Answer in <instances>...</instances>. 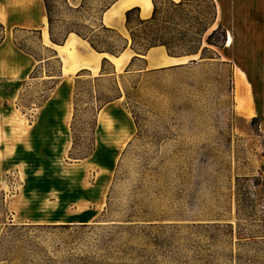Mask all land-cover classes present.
I'll return each instance as SVG.
<instances>
[{"label": "rangeland", "instance_id": "374dc122", "mask_svg": "<svg viewBox=\"0 0 264 264\" xmlns=\"http://www.w3.org/2000/svg\"><path fill=\"white\" fill-rule=\"evenodd\" d=\"M111 1L87 0L79 13L49 0L56 36L87 32ZM171 1L182 0L159 3ZM214 1L216 45L204 40L205 57L178 64H157L164 46L131 63L129 31L108 26L129 40L118 68L110 60L101 74V57L99 74L61 78L64 60L40 35L16 32L17 46L44 61L0 85V264H264V112L237 63L264 78V0ZM200 3L188 0L184 17ZM95 34L124 46L113 32ZM69 54L98 64L86 43Z\"/></svg>", "mask_w": 264, "mask_h": 264}, {"label": "crops", "instance_id": "0c3cea01", "mask_svg": "<svg viewBox=\"0 0 264 264\" xmlns=\"http://www.w3.org/2000/svg\"><path fill=\"white\" fill-rule=\"evenodd\" d=\"M82 2L83 0H68L69 5L75 8L79 7ZM216 3L219 11V18L214 28H216V25L220 23L222 19L221 3L219 1H216ZM134 7H140V18L148 19L153 14L154 3L153 0H116L103 14L104 24L128 32L126 27V12ZM0 25L4 28V39L0 44V85H3L4 83H16L15 85H17L19 81H23L31 75L35 68L44 61L42 58H38L34 54L26 52L17 46L15 35L16 32L21 30L36 31L40 35L39 39L42 47L50 48V50L53 49L57 52V57H59L62 62L64 60L65 64L62 65L61 78L65 77L66 72H68V74H75L82 68H91V71H93L95 75L99 74L101 57L110 58L116 68H118L117 61L121 60L125 55V53H122L120 56H110L108 53L97 52L91 47L87 40L81 38L75 33H70L63 45L52 42L49 32V18L44 0H0ZM231 33L234 38L233 31L228 29L226 38L227 47H231L234 44V39L231 45L227 44ZM80 43H86L92 50V53L99 56L98 64L95 67H92L91 65L93 60L91 55H87L80 60L75 58L74 55L69 54V49L78 48V44ZM151 50L146 56H143L146 60L149 57ZM63 54H66L63 56L64 58L61 57ZM163 57H166V59L157 64H178L182 63L183 61L181 60L184 58L172 57L166 52H164ZM130 59L131 57L127 60ZM237 63H240L246 69L249 79L252 82L256 101V112L258 104L260 105L261 113L264 112V78L262 74L256 69L251 70L250 68L252 67L249 65H244L241 62ZM70 70H75V72H70ZM86 70L90 71V69ZM60 83H62V80H60ZM58 89L59 85L55 90ZM11 94L15 95L16 92L12 91Z\"/></svg>", "mask_w": 264, "mask_h": 264}, {"label": "trees", "instance_id": "16d2710c", "mask_svg": "<svg viewBox=\"0 0 264 264\" xmlns=\"http://www.w3.org/2000/svg\"><path fill=\"white\" fill-rule=\"evenodd\" d=\"M116 0L106 3L98 12V15L94 17L91 27H86L87 32L81 27L71 28L67 36L63 39H59L53 26L52 9L49 0H44L47 9V15L49 18V32L52 42L63 45L66 38L70 33H75L81 38L87 40L91 47L100 53H110L111 55L118 56L120 52L127 49L129 40L124 37L116 29L106 26L103 22V14L114 4ZM87 0H83L79 7H71L74 12H82L86 9ZM154 10L153 14L148 19H142L139 16L140 7H134L126 12V27L131 36V48L136 52L133 56L132 62L143 58L148 52L159 46L166 47L167 53L172 57H184L195 56L202 51V58L205 57V51L207 47H203V42L206 40L210 45H216L212 39L217 32L223 27L220 24L215 30L209 33L216 23L217 4L214 0H201V3L194 9V15L191 17H184L188 0H182L181 2L171 1V6L167 9L160 5L159 0H153ZM68 4V3H67ZM134 15H137V21L134 25ZM145 29V37L142 41L137 34L139 29ZM170 30L175 33V36L171 39L168 37ZM96 32H113L121 41L124 46L119 51H114L109 47H105L103 43L96 39ZM225 41V39H224ZM50 49V48H49ZM54 55L57 57V52L51 49ZM59 58V57H57ZM146 60L145 58H143ZM110 59L105 57L103 59L101 74H107L105 69V63ZM38 67L33 71H36ZM86 71L83 69L81 72ZM61 75V74H60Z\"/></svg>", "mask_w": 264, "mask_h": 264}, {"label": "bare ground", "instance_id": "6f19581e", "mask_svg": "<svg viewBox=\"0 0 264 264\" xmlns=\"http://www.w3.org/2000/svg\"><path fill=\"white\" fill-rule=\"evenodd\" d=\"M232 41V37H231V35L229 36V42H231ZM239 90H240V93L242 94V95H245V97L244 98H246V97H249V96H247V94H248V90H249V87H248V85L245 83V82H243V77H241L240 78V80H239ZM251 98L249 97V101H248V98L247 99H245L244 100V107L246 108V113H252V111H253V109H252V106H253V102H252V104H251ZM249 103V104H248ZM248 104V106H246Z\"/></svg>", "mask_w": 264, "mask_h": 264}]
</instances>
